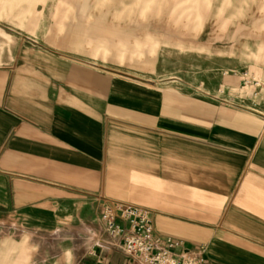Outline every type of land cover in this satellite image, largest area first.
Masks as SVG:
<instances>
[{"label":"crops","instance_id":"1","mask_svg":"<svg viewBox=\"0 0 264 264\" xmlns=\"http://www.w3.org/2000/svg\"><path fill=\"white\" fill-rule=\"evenodd\" d=\"M13 52H0V264H129L101 218L110 201L204 246L206 264H264V126L35 42Z\"/></svg>","mask_w":264,"mask_h":264},{"label":"rangeland","instance_id":"2","mask_svg":"<svg viewBox=\"0 0 264 264\" xmlns=\"http://www.w3.org/2000/svg\"><path fill=\"white\" fill-rule=\"evenodd\" d=\"M23 42L264 126V95L241 83L246 71L264 78V0H0V52Z\"/></svg>","mask_w":264,"mask_h":264},{"label":"built area","instance_id":"3","mask_svg":"<svg viewBox=\"0 0 264 264\" xmlns=\"http://www.w3.org/2000/svg\"><path fill=\"white\" fill-rule=\"evenodd\" d=\"M237 75V74H235ZM242 86L254 99L264 95V78L241 73ZM107 234L129 257V264H206V248L190 251L170 237L157 236L150 212L124 201L103 205L101 215Z\"/></svg>","mask_w":264,"mask_h":264},{"label":"clouds","instance_id":"4","mask_svg":"<svg viewBox=\"0 0 264 264\" xmlns=\"http://www.w3.org/2000/svg\"><path fill=\"white\" fill-rule=\"evenodd\" d=\"M16 264H23V262L22 261H17Z\"/></svg>","mask_w":264,"mask_h":264}]
</instances>
